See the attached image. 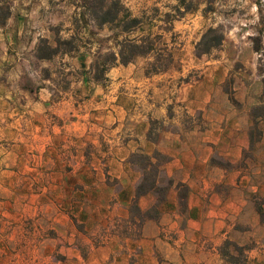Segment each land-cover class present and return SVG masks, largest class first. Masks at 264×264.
Returning a JSON list of instances; mask_svg holds the SVG:
<instances>
[{
    "label": "crops",
    "instance_id": "1",
    "mask_svg": "<svg viewBox=\"0 0 264 264\" xmlns=\"http://www.w3.org/2000/svg\"><path fill=\"white\" fill-rule=\"evenodd\" d=\"M41 23L35 15L10 16L11 33L2 37L9 53L3 52L1 63L27 78L19 94L13 93L12 105L21 102L20 111L12 112L19 121L15 118L11 126L36 140L22 151L30 159L15 163L24 174L13 176L21 178V185L36 183L50 227L73 230L66 260L55 264H230L220 254L222 242L236 238L238 222L251 212L248 195L264 199V126L253 140L252 117L220 94L229 66L192 64L190 59L179 68L148 73L144 59L127 64L116 59L102 80L84 75L61 89L32 67L33 46L44 34ZM77 61H72L74 68H88L84 60ZM46 65L42 61L39 69ZM238 100L244 103V97ZM252 141L253 155H245ZM136 152L167 157L160 168L172 185L159 204V217L145 219L129 233V207L141 172L128 158ZM30 166L35 174H25ZM178 183L187 189L183 206ZM76 184L82 186L68 197ZM155 202L153 192L137 198L142 211ZM30 208L26 201L20 216H29ZM72 217L88 230H108L103 243L80 255ZM258 251L250 249V256L262 264Z\"/></svg>",
    "mask_w": 264,
    "mask_h": 264
},
{
    "label": "rangeland",
    "instance_id": "2",
    "mask_svg": "<svg viewBox=\"0 0 264 264\" xmlns=\"http://www.w3.org/2000/svg\"><path fill=\"white\" fill-rule=\"evenodd\" d=\"M0 6L1 15L6 7L9 10L0 23V43L5 40L4 32L11 33L12 26L7 25L10 16L35 15L42 20L44 34L33 46L32 67L37 75L54 79L61 89L69 88L70 82L84 75L102 80V68L115 63L113 55L118 56L119 50L123 58L133 56L129 62L144 59L148 73L154 68H179L189 64L190 59L192 64L228 65L220 94L238 108H245L253 119L251 137L260 138L264 126V0H0ZM208 27H218L223 40L207 53L197 54L196 44ZM19 40L13 39L12 45L16 47ZM8 46L6 40L5 45L0 44V264H55L66 260L68 237L73 230L68 225L50 227V220L42 212V201L36 197L38 186L21 185V178L17 177L24 173L21 164L15 163L30 159L22 151L36 140L11 126L15 118L19 121V116L12 112L20 111L21 102L17 99V104L12 105L13 93L19 94L17 89L26 85L27 78L18 77V72L9 70L5 61L1 63L5 59L3 52L9 53ZM75 57L77 64L84 60L88 68H74ZM42 61L47 65L39 69ZM30 77L34 78V74ZM242 97L244 103L238 100ZM152 128L157 125L154 123ZM153 129L151 137H155ZM254 148L252 141L245 155L252 156ZM132 163L139 170L141 162ZM30 167L25 174L36 173ZM9 180L16 181L8 185ZM81 186L74 185L68 197L73 198L74 191ZM27 187L31 192L22 190ZM248 199L251 212L243 217V222H238L236 238L224 240L220 247V254L230 264H256L252 262L250 249H260L254 253L263 256L264 264V199L255 193H250ZM26 201L33 208L29 216L21 217ZM129 211L128 232L133 233L140 222L130 207ZM71 219L80 255H85L90 246L101 245L109 232L102 227L88 230L75 218ZM244 228H250V232L244 233Z\"/></svg>",
    "mask_w": 264,
    "mask_h": 264
},
{
    "label": "trees",
    "instance_id": "3",
    "mask_svg": "<svg viewBox=\"0 0 264 264\" xmlns=\"http://www.w3.org/2000/svg\"><path fill=\"white\" fill-rule=\"evenodd\" d=\"M2 7L0 6V23L4 22V18L9 15L8 7L5 8L3 15H1ZM7 10V11H6ZM3 18V19H1ZM223 40V34L220 32L218 27H208L201 35L199 41L196 44L197 54L207 53L209 49L219 45ZM132 42V41H131ZM136 54V53H135ZM122 51H118V56L113 55V59H118L121 63H127L131 61L132 57L123 58ZM43 58L44 56H38ZM103 71L107 67L102 68ZM162 69L154 68L152 72H157ZM148 138H153L148 134ZM155 159V162L152 160ZM167 160L164 155L154 152L152 156L147 154L136 152L131 154L130 161L141 162L139 170L142 172L141 179L135 185V197L131 202L130 210L132 214H135L139 219L140 225L147 218L157 219L159 217V204L164 200L168 188L172 185V179L167 177L160 168V164ZM179 188V203L185 205L186 186L178 183ZM147 192H153L156 195V202L150 208L142 211L137 203V198Z\"/></svg>",
    "mask_w": 264,
    "mask_h": 264
}]
</instances>
